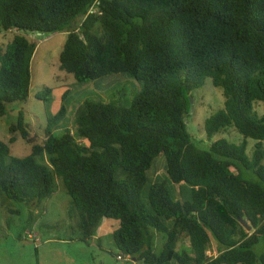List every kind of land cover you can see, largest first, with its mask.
<instances>
[{
    "label": "trees",
    "instance_id": "trees-1",
    "mask_svg": "<svg viewBox=\"0 0 264 264\" xmlns=\"http://www.w3.org/2000/svg\"><path fill=\"white\" fill-rule=\"evenodd\" d=\"M10 30L23 34L0 46V117L30 97L38 44L28 34L66 32L60 69L81 85L125 73L142 87L128 106L86 100L74 127L55 135L67 90L42 143L20 111L9 141L0 140L7 200L39 207L61 181L80 241L95 237L105 219L119 222L117 260L264 264V115L255 107L264 103V0H0V33ZM207 78L225 97L205 121L207 137L234 127L241 144L220 138L202 150L188 132L192 91ZM18 131L31 145L24 157L11 153ZM248 139L256 140L251 156ZM160 155L169 179L191 186L190 199H173L157 180L148 184ZM162 235L158 252L154 239Z\"/></svg>",
    "mask_w": 264,
    "mask_h": 264
},
{
    "label": "rangeland",
    "instance_id": "rangeland-1",
    "mask_svg": "<svg viewBox=\"0 0 264 264\" xmlns=\"http://www.w3.org/2000/svg\"><path fill=\"white\" fill-rule=\"evenodd\" d=\"M16 34L23 33L17 30L1 32L0 46L6 47ZM27 37L38 44L32 60L30 97L27 102L10 104L9 113L0 117L2 141H9L12 136L10 126L17 122L19 112L23 111L26 121L31 125V133L37 132V142L42 143L43 133L49 121L56 120L54 116L59 114L62 98L67 90L69 94L64 102L67 107L66 117L53 128L55 135H61L63 130L74 127L76 114L86 100L128 106L141 90V83L125 73L104 76L85 85L77 83L73 75L60 69V55L67 39L66 32L28 34ZM45 87L54 88L53 94L46 95ZM192 94L194 102L186 124L198 148L209 150L212 143L220 138L236 144L244 141L243 135L234 127L216 134L212 139L206 135V119L224 108L222 88L214 86L212 79L207 78L205 86L193 90ZM47 98L50 100H46ZM255 107L260 115H264V103L256 102ZM16 137L17 140L10 145L12 155H29L31 145L22 138L19 131ZM247 143L248 154L251 156L256 140L248 139ZM42 160L47 161L46 158ZM156 161V165L148 172V184L157 180L165 184L173 199H190L189 184L177 185L169 179L165 171V156L160 155ZM244 172L246 180H258L251 171ZM146 191H142L144 195ZM73 206L61 181L57 183L56 193L39 207L7 200L0 191V264H136L131 259L117 260L112 254L119 252L112 237L114 229L119 226L116 220H103L97 228V237L87 242L80 241L79 218L71 210ZM33 234L40 239L39 243L34 241ZM164 237L162 235L154 239L158 252L162 249ZM214 245L213 242V247ZM257 250H261V245ZM210 255L216 256L217 253L212 250Z\"/></svg>",
    "mask_w": 264,
    "mask_h": 264
},
{
    "label": "water",
    "instance_id": "water-1",
    "mask_svg": "<svg viewBox=\"0 0 264 264\" xmlns=\"http://www.w3.org/2000/svg\"><path fill=\"white\" fill-rule=\"evenodd\" d=\"M193 98H191V103H192V105H191V109H190V111H192V107H193ZM241 222H242V224L244 225V227H246L248 230H251V226H250V224L247 222V221H245L244 219H241Z\"/></svg>",
    "mask_w": 264,
    "mask_h": 264
},
{
    "label": "built area",
    "instance_id": "built-area-1",
    "mask_svg": "<svg viewBox=\"0 0 264 264\" xmlns=\"http://www.w3.org/2000/svg\"><path fill=\"white\" fill-rule=\"evenodd\" d=\"M119 258H121V256H119Z\"/></svg>",
    "mask_w": 264,
    "mask_h": 264
},
{
    "label": "crops",
    "instance_id": "crops-1",
    "mask_svg": "<svg viewBox=\"0 0 264 264\" xmlns=\"http://www.w3.org/2000/svg\"><path fill=\"white\" fill-rule=\"evenodd\" d=\"M98 235H96V237H97Z\"/></svg>",
    "mask_w": 264,
    "mask_h": 264
}]
</instances>
